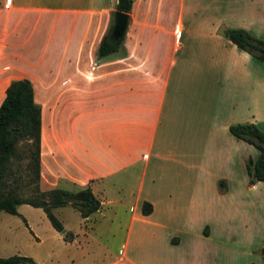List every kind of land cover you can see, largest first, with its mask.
Wrapping results in <instances>:
<instances>
[{
	"label": "crops",
	"instance_id": "crops-1",
	"mask_svg": "<svg viewBox=\"0 0 264 264\" xmlns=\"http://www.w3.org/2000/svg\"><path fill=\"white\" fill-rule=\"evenodd\" d=\"M115 1L0 0V100L9 80L30 79L40 105V189L88 185L100 205L82 221L96 212L105 216L104 206L111 213L126 206L116 253L93 264H230V239L213 235L225 224H215L210 211L226 196L256 189L242 149L248 142L228 125L258 126L264 78L257 77L259 60L219 29L242 27L261 38L264 0H131L122 46L96 57ZM176 2L177 21L165 28L158 20ZM182 13L189 31H181ZM55 31H63L57 54ZM45 67L43 79L36 70ZM130 175L137 178L130 201L106 198V181L119 191ZM143 200L151 204L146 214ZM40 210L48 234L56 236ZM201 210L200 219L190 216ZM61 223L62 233L70 231ZM201 223L208 225L204 234L187 230ZM78 253L70 262L84 258Z\"/></svg>",
	"mask_w": 264,
	"mask_h": 264
},
{
	"label": "rangeland",
	"instance_id": "rangeland-1",
	"mask_svg": "<svg viewBox=\"0 0 264 264\" xmlns=\"http://www.w3.org/2000/svg\"><path fill=\"white\" fill-rule=\"evenodd\" d=\"M171 6H173L172 13L158 20L160 25H163L165 28L167 26H173L177 21L178 2ZM182 15L183 28L181 31H189L187 28L191 21L186 18V13H182ZM112 20L113 14L110 15L108 23ZM105 22L104 25H106ZM219 31L221 30L219 29ZM62 32L55 31L53 54L60 52L59 47L62 44ZM261 38L264 39V31L261 34ZM36 42L37 40L35 38L33 42L34 46ZM256 62L257 77L260 80L261 76L264 78V61ZM48 69L49 67L38 68L36 71L40 72L38 75L44 79L47 77ZM261 114L260 117L262 120L258 123V127L264 130V105ZM21 146L22 144L19 147L21 148ZM242 149L246 154L245 162H248L249 158L251 159L256 156L257 150L251 144L245 142V148ZM25 163L24 160H20L19 162L14 161L12 163V169L16 182L21 185L19 192L23 195H29L32 184L25 183L28 178V168L25 166ZM136 179L135 175L134 177L130 175L123 179L121 181L122 189H118L119 191L114 189L110 182L108 183L106 181V184L109 185L105 194L106 198L112 197L118 200L117 198L120 197V200L130 201L133 198ZM224 184L222 188L226 186V182ZM254 188L256 189L248 191L243 189L242 197L239 196L237 199L231 195L230 197L226 196L221 202V205L217 203L213 211H210L211 219L215 224H225V226H216L213 229V235L216 238L222 235V237L227 236L230 239V257H226L230 258V264H264L260 253V246L264 243V180H259ZM255 200H257V207L253 208L252 203ZM16 208L28 217L41 239L38 242L31 235L30 231L24 225L22 216L18 213L11 214L1 211L0 256H7L14 253L28 255L36 260H34L35 264H93L96 261H101V259H106L108 255L116 253L120 242L119 240L124 233V222L127 220L126 206L123 205H117L115 213L110 212L111 207L104 206L105 216H98L96 212L87 221H82L79 212L69 204L57 207L53 209V212L61 222L67 225L70 229L69 232H72L74 241L71 242L73 236L71 238H64L61 230L57 231L56 236L48 234L44 222L40 217V208L27 203H19ZM202 214L203 210L201 212H190L191 217L198 219H200L199 216ZM244 220L247 226L246 228L243 227ZM187 230L191 233L202 235V233L207 232L208 225L204 227L201 223L200 228L197 225V227L191 226ZM47 250L52 253L46 255ZM81 250L84 258L78 256V252ZM77 253V258L70 262V255L75 257L74 255ZM78 258L80 259L78 260ZM221 262L223 263V261ZM23 264L32 263L24 262ZM226 264H228L227 261Z\"/></svg>",
	"mask_w": 264,
	"mask_h": 264
},
{
	"label": "trees",
	"instance_id": "trees-1",
	"mask_svg": "<svg viewBox=\"0 0 264 264\" xmlns=\"http://www.w3.org/2000/svg\"><path fill=\"white\" fill-rule=\"evenodd\" d=\"M131 0H116L115 10L129 11ZM112 21L109 22L101 36L96 57L111 54L122 46L124 32L118 37L111 35ZM221 33L238 48L246 51L252 58L264 61V39L250 34L242 27H225ZM228 130L234 136L251 143L257 150V156L246 162L248 183L264 180V130L254 122H233ZM39 140H40V105L33 98V88L29 78L18 77L9 80L4 87V95L0 100V211L17 213L19 203H27L40 207L51 226L59 231L63 229L60 219L54 214L53 208L69 204L79 212L81 217L95 211L100 201L88 185L76 189L54 186L47 189L39 188ZM22 144L21 148L19 147ZM24 160L28 168L26 184H32L29 195L19 192L21 186L13 175L12 163ZM218 184H223L219 180ZM140 210L143 214L150 212L151 204L143 200ZM24 224L26 222L22 217ZM64 238H70L69 231H64ZM264 261V243L260 246ZM35 264L31 256L10 254L0 256V264Z\"/></svg>",
	"mask_w": 264,
	"mask_h": 264
},
{
	"label": "water",
	"instance_id": "water-1",
	"mask_svg": "<svg viewBox=\"0 0 264 264\" xmlns=\"http://www.w3.org/2000/svg\"><path fill=\"white\" fill-rule=\"evenodd\" d=\"M128 13L121 10H114L113 21L111 27V35L118 37L123 34L127 25ZM248 163H251V159H248Z\"/></svg>",
	"mask_w": 264,
	"mask_h": 264
}]
</instances>
